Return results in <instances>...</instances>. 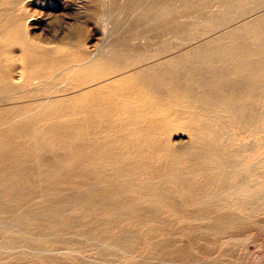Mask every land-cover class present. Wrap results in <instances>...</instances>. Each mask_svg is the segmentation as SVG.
Here are the masks:
<instances>
[{"label": "bare ground", "instance_id": "bare-ground-1", "mask_svg": "<svg viewBox=\"0 0 264 264\" xmlns=\"http://www.w3.org/2000/svg\"><path fill=\"white\" fill-rule=\"evenodd\" d=\"M263 167L264 0H0V264H226Z\"/></svg>", "mask_w": 264, "mask_h": 264}, {"label": "rangeland", "instance_id": "rangeland-1", "mask_svg": "<svg viewBox=\"0 0 264 264\" xmlns=\"http://www.w3.org/2000/svg\"><path fill=\"white\" fill-rule=\"evenodd\" d=\"M55 15L60 16L61 12L59 11L52 12L50 15L51 17L50 23H49V19L46 21H40L41 23L38 25V27L31 31L32 35L38 39L50 38L53 35V31L51 30V28L57 27L58 25V21H57L58 19L57 18L55 19L54 17ZM64 21L71 23V20L68 19H65ZM45 23H48L50 27H47L48 25L46 26ZM111 27L112 24L106 21L101 15L95 17V20L94 19L90 20L87 23V32L85 33V48L87 50H91V49L98 50L104 47L109 41V36L107 34L108 32L106 33L107 30L106 28H108L109 30ZM156 49H157L156 45H153L150 48L151 52H153ZM187 138L188 135L186 133L181 132L179 134L173 135L171 141L176 145H181L180 141L185 142L187 141ZM261 171H262L261 180H263L264 167ZM252 222L253 224L251 228L248 229V231H246L244 235L236 236L232 238L233 241L232 246L230 245L225 249L226 258L224 262L226 264H264V212H261L260 214L256 215V217L253 219ZM93 252L94 251H86L84 253V256L85 257L92 256ZM189 252L191 255H193L196 258L195 261L197 262L201 261L203 264H205L204 261H206L207 258L214 259V257L217 256V253L216 254L214 253L209 257L207 256L205 257V255L202 254V252L198 251L195 247H191L189 249ZM136 259L139 260L141 258L137 257ZM107 260L108 261L105 264H127L122 259L110 258ZM72 261H73L72 258H70L68 260V263H71ZM72 263L75 264L76 262L73 261ZM178 264H184V263H178Z\"/></svg>", "mask_w": 264, "mask_h": 264}]
</instances>
